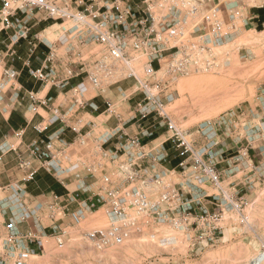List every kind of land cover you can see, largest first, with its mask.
Returning a JSON list of instances; mask_svg holds the SVG:
<instances>
[{"label": "built area", "instance_id": "2783aa9c", "mask_svg": "<svg viewBox=\"0 0 264 264\" xmlns=\"http://www.w3.org/2000/svg\"><path fill=\"white\" fill-rule=\"evenodd\" d=\"M255 1L0 0V45L10 42L6 56L0 50L1 61L13 57L15 45L24 41L40 64L37 69L28 66L29 76L70 94L66 108L55 106L52 98L30 94L34 112L42 108L52 114L51 124L42 132L61 123L63 131L76 135L79 149L90 151L88 159L71 163V145L58 131L28 147L31 159L13 149L25 171L21 185L35 179L34 160L54 176H66L62 183L74 178L79 184L75 192L64 197L53 193L44 203L31 202L21 185L7 187L25 213L11 206L4 209L13 216L4 233L0 231V264H29L38 256L32 245L43 249L41 238L51 237L63 245L66 218L79 226L88 214L101 210L108 229L85 236L104 248L154 238L165 230L171 233L167 241L181 239L188 254H202L225 238L228 221L234 226L248 222L241 193L264 183V83L251 103L207 121L198 130L204 144L179 126L169 109L179 95L181 79L220 75L235 56L240 60L254 56L239 40L257 32L252 22L258 17L250 13ZM39 15L62 28L58 42L41 41L33 33L41 22L36 21ZM40 44L48 51L36 56ZM20 75L7 61L0 90L15 87ZM78 78L81 82L72 85ZM122 84L135 88L132 97L137 100L129 104L127 115L119 111L121 106L106 102L108 115L118 123L114 131H97L95 123L82 124L80 118L70 124L73 117H84L88 107L98 109L86 97L89 90L106 93ZM131 125L138 127L134 135L125 132ZM163 128L167 137L158 143L156 134ZM113 139L114 146L107 147ZM230 152L236 154L228 158ZM170 156L179 160L173 168L167 166ZM83 172L96 189L82 182ZM77 193L87 198L81 200ZM22 224L29 228L20 230ZM249 264H264L263 241Z\"/></svg>", "mask_w": 264, "mask_h": 264}, {"label": "rangeland", "instance_id": "374dc122", "mask_svg": "<svg viewBox=\"0 0 264 264\" xmlns=\"http://www.w3.org/2000/svg\"><path fill=\"white\" fill-rule=\"evenodd\" d=\"M39 20L41 22H36L39 24L34 26L33 33L39 34L41 41L57 42L62 28L55 21H44L41 15L36 21ZM44 28L46 31H43ZM260 29L264 30L261 26L259 32H248L239 40L240 44L247 45L253 51L254 56L246 60L235 56L232 66L220 75H194L179 82V95L169 111L179 126L196 135L200 144L204 142L197 135L198 130L207 121H215L230 110L248 105L264 83V33H260ZM9 44H1L0 49ZM22 46L20 55H26L28 48ZM6 62L0 59V85ZM9 64L17 66L18 63L10 59ZM163 131L166 129L163 128ZM229 141L234 145L230 138ZM233 145L231 147L236 150ZM235 154L230 152L227 156L231 158ZM176 161L170 156L167 166L174 167ZM3 167L0 163V177L4 184H8L14 176L2 172ZM241 194L248 222L234 226L233 222L228 221L225 238L206 253L188 254L187 244L182 243L181 239L167 241L168 233H171L165 230L154 238H134L122 245L101 247L85 236L95 230L108 229L107 217L101 210L88 214L79 226H74L67 218L65 228L68 234L63 245L54 238L46 237L43 252L32 257L29 264H249L259 252L260 241L264 242V183L253 189H244ZM44 223L48 224L46 221Z\"/></svg>", "mask_w": 264, "mask_h": 264}, {"label": "crops", "instance_id": "0c3cea01", "mask_svg": "<svg viewBox=\"0 0 264 264\" xmlns=\"http://www.w3.org/2000/svg\"><path fill=\"white\" fill-rule=\"evenodd\" d=\"M253 8L250 9V13L258 17L252 23L258 29L262 26L264 28V0H256L251 4ZM53 27V26H52ZM261 30V29H260ZM43 31H46L44 28ZM264 30H261L260 33H263ZM39 35V34H35ZM59 41V39H58ZM57 41V42H58ZM22 45H26L28 52L20 55V49ZM39 45L38 50H36V56H43L48 51L47 45ZM16 54L13 57L7 59L10 63V59L14 62L17 61V66H14L18 71L21 72L18 83L15 87L10 85L4 86L0 90V96L2 97L0 101V163H2L3 171L7 175L14 176L13 181H10L8 184L2 182L0 177V184L3 189H0V199L4 200L1 203L3 204V213L0 212V231L4 233V225L6 222L13 216V213L10 211L4 210L8 207H13L17 211H22L25 213V209L22 206L21 201L13 194L11 190L7 187L10 185H21V182L25 178V171L21 170L19 167V160L16 156V153L12 152L13 149H16L18 154L22 155L26 159H31L28 153V147L33 143L40 142L45 139L48 135L52 134L55 131L62 132V138L71 145L73 152L69 156V161L74 163L77 159H88L90 157V151L87 149H79L76 144V135L69 130H64L61 123H56L49 127L47 131L42 132L46 127L51 124L52 114L48 111L38 108L37 112H34L31 109L32 101L30 94H34L37 99H43L45 97L52 98L55 106L66 108L70 103V94L65 92H60L56 88L51 86H42L33 80L28 73V66L34 69L40 67V64L35 60V56L30 54V48L28 44L24 41H21L19 44L14 47ZM3 53L7 50V46L3 49H0ZM44 50V51H43ZM11 65V64H9ZM81 78L75 79L72 82V85L79 84ZM71 85V86H72ZM121 89L113 88L111 91L106 93H100L96 90H89L86 94L87 99H90L91 102L97 106V110L93 111L91 108H87V113L84 117H73L70 124L77 122V119H83L82 124L87 122L95 123L97 131H114L118 126L117 120L111 118L107 112L106 102L110 101L116 106H121V113L127 115L129 110V104L133 105L137 98L132 97L134 95L135 88H132L130 84H122ZM131 96L130 101H126V97ZM125 132L134 135L138 132V127L136 125L128 126L125 129ZM156 137H159V141L167 137V132L160 129ZM149 142L148 139L145 140ZM115 140L107 146L112 148L114 146ZM169 146V145H168ZM171 153V152H170ZM174 162V167L178 165L179 160ZM6 163V165H4ZM33 166L38 170L35 179L31 182H28L26 185H21L23 188H26L27 196L33 201L44 203L51 198V195L54 193L58 196H66L69 192H75L78 189V181L74 178L62 183V179L66 176L58 178L53 174L47 172L41 167V164L37 161H32ZM16 166H13L15 165ZM173 168V167H170ZM82 182L86 187L91 189H96L94 181L89 178L85 172L82 173ZM76 196L79 199L87 198V195L84 193H77ZM16 216V214H15ZM67 218L65 219V221ZM29 225H32V220H29ZM22 231H26L29 227L27 224L19 225L18 227ZM46 237L41 238L42 246L44 247V240ZM33 248L37 249V254L43 252L39 250L37 244L32 245Z\"/></svg>", "mask_w": 264, "mask_h": 264}]
</instances>
